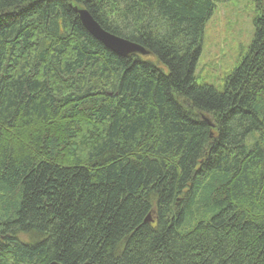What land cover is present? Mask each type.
<instances>
[{"label":"trees","instance_id":"16d2710c","mask_svg":"<svg viewBox=\"0 0 264 264\" xmlns=\"http://www.w3.org/2000/svg\"><path fill=\"white\" fill-rule=\"evenodd\" d=\"M227 1L0 0V264H264V0L195 79Z\"/></svg>","mask_w":264,"mask_h":264},{"label":"rangeland","instance_id":"374dc122","mask_svg":"<svg viewBox=\"0 0 264 264\" xmlns=\"http://www.w3.org/2000/svg\"><path fill=\"white\" fill-rule=\"evenodd\" d=\"M254 0H230L217 5L208 22L195 79L198 85L223 90L226 78L240 65L253 42Z\"/></svg>","mask_w":264,"mask_h":264},{"label":"water","instance_id":"95a60500","mask_svg":"<svg viewBox=\"0 0 264 264\" xmlns=\"http://www.w3.org/2000/svg\"><path fill=\"white\" fill-rule=\"evenodd\" d=\"M80 20L84 28L99 42H101L107 49L111 50L115 54L127 57L132 54H140L142 56H147L146 52L140 46L133 44L129 41L116 37L109 32L105 31L91 15L85 10L78 11ZM59 264V263H51Z\"/></svg>","mask_w":264,"mask_h":264}]
</instances>
